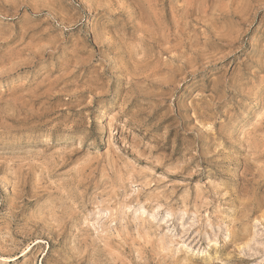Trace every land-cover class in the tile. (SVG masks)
Segmentation results:
<instances>
[{"label": "rangeland", "instance_id": "1", "mask_svg": "<svg viewBox=\"0 0 264 264\" xmlns=\"http://www.w3.org/2000/svg\"><path fill=\"white\" fill-rule=\"evenodd\" d=\"M0 264H264V0H0Z\"/></svg>", "mask_w": 264, "mask_h": 264}]
</instances>
